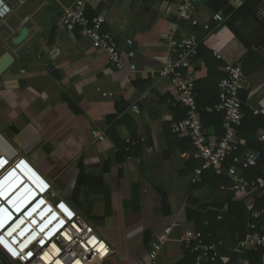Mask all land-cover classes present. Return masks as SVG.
<instances>
[{
    "label": "crops",
    "instance_id": "0c3cea01",
    "mask_svg": "<svg viewBox=\"0 0 264 264\" xmlns=\"http://www.w3.org/2000/svg\"><path fill=\"white\" fill-rule=\"evenodd\" d=\"M22 1L12 0L14 14L6 24L0 22V58L7 52L14 58L0 76V135L43 177L23 162L24 172L15 179L21 183L11 194L22 189L30 194L29 203L48 180L87 221L102 220L88 222L121 258L141 264L153 242L163 241L159 264L179 263L184 257L181 238L191 225L174 228L167 239L166 229L181 222L186 208L224 200L221 192L195 188L200 162L187 158L193 152L190 140L171 129L186 110L177 88L158 77L170 54L166 39L176 24L179 0H83L86 15L105 19L104 29L112 32L124 55L135 51L132 72L116 69L80 31L59 27L64 10L79 0ZM193 7L192 17L211 30H193L182 22L183 31L176 36L183 39L194 31L199 41L194 69L206 135L223 136L222 124L211 116L217 115L219 83L229 65L243 66L244 119L248 113L264 124V0H197ZM217 13L223 23L214 19ZM24 28L28 38L14 45ZM263 134L264 126L257 138ZM239 139L245 146L246 140ZM164 196L171 207L166 217ZM92 203L96 210L89 209ZM103 206L113 213L103 215ZM109 224L122 237H112ZM146 233L151 235L149 247L144 245Z\"/></svg>",
    "mask_w": 264,
    "mask_h": 264
},
{
    "label": "built area",
    "instance_id": "2783aa9c",
    "mask_svg": "<svg viewBox=\"0 0 264 264\" xmlns=\"http://www.w3.org/2000/svg\"><path fill=\"white\" fill-rule=\"evenodd\" d=\"M11 1L0 0L1 24H6L15 12ZM16 1L19 5L24 2ZM196 1H178L176 24L166 39L170 54L158 71L160 79H167L177 88L181 107L187 113L183 120L173 123L172 132L190 140L193 152L188 154L187 158H193L200 162L193 183L201 182L205 171L214 170L216 175H226L232 181L231 187L222 186V190L227 189L241 196L264 191L263 153L252 150L243 156L237 155L241 147L239 129L243 125L244 119L243 101L240 97L244 79L242 64L227 66V77L219 83V104L216 107V112L220 113L223 118V136L217 140L209 138L205 133L198 104L194 69V63L199 53V41L194 31L184 35L183 39L176 36L178 32L183 31L182 22H187L193 30L199 27L206 31L211 30L209 24H201L192 17L193 5ZM214 19L219 23L225 21L221 13L215 14ZM58 24L61 29L67 32L80 31L82 36L91 40L93 47L108 56L116 69L131 72L136 70V65L133 63L136 56L135 51L131 49L124 55L112 32L104 29L105 19L101 16L89 18L86 15L83 0H79L65 9ZM127 43L132 45V41ZM214 56L218 60L222 59L217 52H214ZM103 96L112 97L113 94L104 93ZM97 137L102 139L103 135L99 134ZM2 139L4 140L3 137ZM260 140L264 141V134ZM6 144L9 146L7 142ZM229 158H233V164L225 168L224 165ZM25 161L26 159H23L13 148L0 144V189L8 178L17 179L16 175L21 172V165ZM260 167L263 169L262 175L250 180L246 178L242 170ZM46 182L48 186L42 191L39 190L44 194L41 196V198H45L44 200L41 199L39 202L40 199H33L27 203L28 198L26 201L24 198L28 196L30 198V194L24 191V196L15 201L16 207L23 205L22 214L24 215L36 204L38 205L34 212L17 227L13 235L6 234V231L11 227L8 221L5 223L6 225H0V264H58V260L61 259L66 260L67 264H74L76 261L80 264H132L126 259L121 260L118 252L97 233L94 227L55 192L48 180ZM22 202L24 203L22 204ZM2 211H4V205L0 199V213ZM249 211L251 233L245 239L239 240L236 248L238 252H256L264 249V225H258V221L264 217V209ZM7 213L11 212L8 210ZM219 218L221 219V217ZM5 220L6 216L2 221ZM177 227H181L179 222L166 229V239ZM68 236L69 238L71 236L72 240ZM181 242L184 248L195 257V264L218 262L221 251L225 247V242L213 240L212 233L205 235L190 227L185 228ZM163 248V241L153 242L141 264H159ZM48 258L52 259L50 263L47 261Z\"/></svg>",
    "mask_w": 264,
    "mask_h": 264
},
{
    "label": "trees",
    "instance_id": "16d2710c",
    "mask_svg": "<svg viewBox=\"0 0 264 264\" xmlns=\"http://www.w3.org/2000/svg\"><path fill=\"white\" fill-rule=\"evenodd\" d=\"M241 97V91H240ZM244 113V105H243ZM212 121L220 125L222 124V115L211 116ZM264 126L260 118L250 119V114L246 113L243 125L239 129V136L246 140L245 146H241L237 155L241 156L246 150L261 151L263 153V166H264V142L257 138L258 130ZM224 134V132H223ZM233 164V158H229L225 163V168L230 167ZM242 168V167H241ZM247 179H252L257 176H261L263 173L262 167L260 168H244L242 169ZM222 186L229 188L232 186V181L226 176H218L214 170H207L202 176L200 183L195 185L197 189L210 188L221 192L223 201L216 202L213 205H209L207 202H200L197 208H186L184 216L181 219V227L190 224V228L202 232L205 235L209 233L213 234L214 241L225 242V248L236 249L239 240L245 239L250 233V211L251 209L256 211H262L264 209V191L252 192L248 195H238L236 192L229 191L227 189L222 190ZM140 207H137L135 211H139ZM164 216L171 215V207L166 201L164 196L163 208ZM221 217V219L219 218ZM264 225V217L258 221V225ZM211 241V240H210ZM151 242L150 233H146L144 236V245L149 247ZM222 250L218 262L214 264H225V256L229 259L226 264H237L239 260H248L249 264L258 263L262 264L264 249H260L256 252H238L233 254L231 252H225ZM184 257L177 264H195V257L189 252V250L183 247Z\"/></svg>",
    "mask_w": 264,
    "mask_h": 264
},
{
    "label": "clouds",
    "instance_id": "9594fccd",
    "mask_svg": "<svg viewBox=\"0 0 264 264\" xmlns=\"http://www.w3.org/2000/svg\"><path fill=\"white\" fill-rule=\"evenodd\" d=\"M12 183V187L16 186L18 181L13 179V178H8L5 183H4V186L0 189V199H1V202L2 204L4 205V211H2L0 213V222H3V218L6 216V219L8 217V210L11 212L9 213L10 214V221H9V224H11V227L6 231V234L7 235H13L15 233V230L17 229V227H19L21 225V223L29 216L31 215L34 210L36 209L37 205L36 204L31 210H29V212H27L25 215L22 214L23 213V210L16 207L15 206V201L21 197V196H24L23 195V192H22V189L19 191V193L14 196L12 199H10L9 201H6L5 200V195L8 191L7 187L10 186V184ZM11 187V186H10ZM22 192V193H21ZM21 193V195H19ZM42 196L44 195L43 193L39 192L37 193V196ZM29 199V196L24 198V200L26 201V199ZM39 202L41 201V199H45L44 197H40L39 198ZM24 201V202H25ZM22 202V204L24 203Z\"/></svg>",
    "mask_w": 264,
    "mask_h": 264
},
{
    "label": "water",
    "instance_id": "95a60500",
    "mask_svg": "<svg viewBox=\"0 0 264 264\" xmlns=\"http://www.w3.org/2000/svg\"><path fill=\"white\" fill-rule=\"evenodd\" d=\"M29 36V29L24 28L21 33L13 39V44L14 45H21L22 43L25 42V40ZM14 63V58L10 53H5L1 58H0V76L8 70ZM123 260L122 258H120Z\"/></svg>",
    "mask_w": 264,
    "mask_h": 264
},
{
    "label": "rangeland",
    "instance_id": "374dc122",
    "mask_svg": "<svg viewBox=\"0 0 264 264\" xmlns=\"http://www.w3.org/2000/svg\"><path fill=\"white\" fill-rule=\"evenodd\" d=\"M27 161V160H26ZM28 162V161H27ZM29 163V162H28ZM30 164V163H29ZM31 165V164H30ZM32 166V165H31ZM33 167V166H32ZM34 168V167H33ZM35 169V168H34ZM36 170V169H35ZM37 171V170H36ZM22 172H24V170H23V168H21V174H22ZM38 172V171H37ZM39 173V172H38ZM39 175H41L40 173H39ZM42 176V175H41ZM43 177V176H42ZM19 183H21V181H18V184ZM16 187L17 186H14V188L16 189ZM12 188V186L10 187V189ZM14 189H11V190H9L6 194L8 195V194H11L12 193V191H13ZM14 196H16V195H12V197H14ZM94 204L92 203V204H90V207H89V209L90 210H93V209H95V207L93 206ZM21 207V206H20ZM103 208H104V213H103V215H105V212H107L109 215H111V213H113L112 211H109L108 209L106 210V206H103ZM21 209V208H20ZM88 210V209H87ZM96 210V209H95ZM98 213H97V211H96V213H95V215H97ZM8 220V222L10 221V214L8 213V218H7ZM89 220V222L91 221L92 223H93V225H95V224H99V223H101V221L102 220H100V219H98V220H96V219H91V218H88ZM7 221L5 222V223H7ZM114 223L115 222V219H111L108 223ZM109 226L111 227L109 230H111V232H112V237H114V236H116V238H119V237H122V235H120L119 234V231L118 230H116V227L114 226H111V224H109ZM124 246V245H123ZM125 247V246H124ZM117 248V247H116ZM121 253H123L124 255L126 254V250L124 249V248H117ZM121 258V257H120ZM122 259H124L123 257H122Z\"/></svg>",
    "mask_w": 264,
    "mask_h": 264
},
{
    "label": "bare ground",
    "instance_id": "6f19581e",
    "mask_svg": "<svg viewBox=\"0 0 264 264\" xmlns=\"http://www.w3.org/2000/svg\"><path fill=\"white\" fill-rule=\"evenodd\" d=\"M0 144H2L3 146L9 147V146L6 144V142L2 139L1 136H0ZM13 191H14V190H13ZM13 191H12V192H13ZM15 191H16V190H15ZM39 192H40V191L38 190V193H39ZM12 195H13V194H8V195L6 194V195L4 196V197H5V200H6V201H9L10 199H12V198H13ZM40 197H41V195H40V196H37V193H36L35 199L38 200ZM18 208H21V209H22V208H23V205H21V207H18ZM7 218H8V217H7ZM7 220H8V219H6L4 222H1L0 225H1V224H5V222H6ZM7 223H8V222H7ZM5 225H6V224H5ZM68 238H69V236H68ZM69 239L72 240L71 236H70ZM55 251L58 252L57 249H55ZM51 260H52V259H49V258H48V259H47L48 263H50ZM58 264H67V262H66V260H64V259H61V260H58ZM74 264H80V262H77V261H76Z\"/></svg>",
    "mask_w": 264,
    "mask_h": 264
}]
</instances>
